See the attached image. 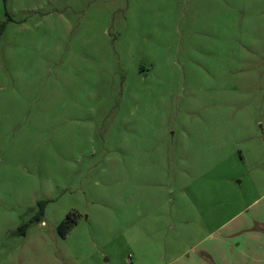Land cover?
<instances>
[{"label":"rangeland","instance_id":"374dc122","mask_svg":"<svg viewBox=\"0 0 264 264\" xmlns=\"http://www.w3.org/2000/svg\"><path fill=\"white\" fill-rule=\"evenodd\" d=\"M0 23V264H187L264 202V0H0Z\"/></svg>","mask_w":264,"mask_h":264},{"label":"crops","instance_id":"0c3cea01","mask_svg":"<svg viewBox=\"0 0 264 264\" xmlns=\"http://www.w3.org/2000/svg\"><path fill=\"white\" fill-rule=\"evenodd\" d=\"M248 206L253 210L231 215L220 225V233L206 240L211 244L204 247L202 255L186 263L264 264V202H251Z\"/></svg>","mask_w":264,"mask_h":264},{"label":"trees","instance_id":"16d2710c","mask_svg":"<svg viewBox=\"0 0 264 264\" xmlns=\"http://www.w3.org/2000/svg\"><path fill=\"white\" fill-rule=\"evenodd\" d=\"M5 28V23H0V35L3 33V30ZM44 203L42 202L40 205V211H42L44 207ZM73 213L69 212L64 220H62L59 224V230L62 234H64L72 225H73Z\"/></svg>","mask_w":264,"mask_h":264}]
</instances>
